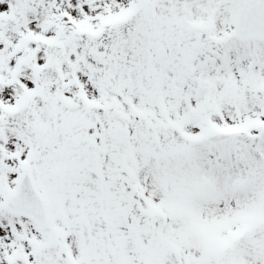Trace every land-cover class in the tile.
<instances>
[{"label": "snow or ice", "instance_id": "6c2138e0", "mask_svg": "<svg viewBox=\"0 0 264 264\" xmlns=\"http://www.w3.org/2000/svg\"><path fill=\"white\" fill-rule=\"evenodd\" d=\"M0 264H264V0H0Z\"/></svg>", "mask_w": 264, "mask_h": 264}]
</instances>
